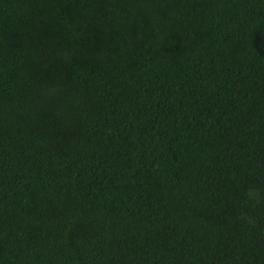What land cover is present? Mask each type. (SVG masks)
<instances>
[{
	"label": "trees",
	"instance_id": "trees-1",
	"mask_svg": "<svg viewBox=\"0 0 264 264\" xmlns=\"http://www.w3.org/2000/svg\"><path fill=\"white\" fill-rule=\"evenodd\" d=\"M0 264H264V0H0Z\"/></svg>",
	"mask_w": 264,
	"mask_h": 264
}]
</instances>
